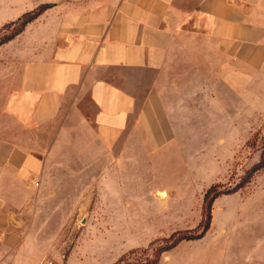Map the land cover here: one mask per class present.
I'll return each instance as SVG.
<instances>
[{
  "label": "rangeland",
  "instance_id": "374dc122",
  "mask_svg": "<svg viewBox=\"0 0 264 264\" xmlns=\"http://www.w3.org/2000/svg\"><path fill=\"white\" fill-rule=\"evenodd\" d=\"M56 1L0 0V41ZM38 16L0 44V138L16 136L44 160L25 204L2 209L12 212L3 263L264 264V165L253 171L264 164V75L246 94L209 100L211 117L197 119L183 150H151L142 134L98 127L90 116L76 128L68 100L58 118L26 125L25 52L49 37L48 17Z\"/></svg>",
  "mask_w": 264,
  "mask_h": 264
},
{
  "label": "crops",
  "instance_id": "0c3cea01",
  "mask_svg": "<svg viewBox=\"0 0 264 264\" xmlns=\"http://www.w3.org/2000/svg\"><path fill=\"white\" fill-rule=\"evenodd\" d=\"M40 13L49 37L38 34L20 77L26 125L58 118L68 100L76 128L90 116L151 150H183L209 100L246 94L264 75V0H57ZM43 168L18 137L0 138V236L12 213L2 209L22 207Z\"/></svg>",
  "mask_w": 264,
  "mask_h": 264
},
{
  "label": "trees",
  "instance_id": "16d2710c",
  "mask_svg": "<svg viewBox=\"0 0 264 264\" xmlns=\"http://www.w3.org/2000/svg\"><path fill=\"white\" fill-rule=\"evenodd\" d=\"M40 11H41V10H39V11L37 12L36 16L40 13ZM36 16L27 15L26 17H24V18L21 20V25L16 29V31H15L10 37H8L7 39H5V40H1V41H0V44H2V43H4V42H6V41L12 39L14 36H16L17 34L21 33V32L23 31V29L25 28V25H26L30 20H32L34 17H36ZM263 165H264V164H258V165H256V166L254 167L253 171H256L257 169H259V168L262 167ZM210 193H212V189H209V191H208L207 194H206V199H208V206H207V209L209 210V215L211 214V213H210V210H211L212 200H213L214 197H215V196L210 197ZM185 238H187V236H185V235H181V236H179L178 238H176V239L173 241V243H172L170 246L166 247L165 250L168 249V248H170V247H172V246H174V245H176L180 240L185 239ZM189 238H190V237H189Z\"/></svg>",
  "mask_w": 264,
  "mask_h": 264
},
{
  "label": "built area",
  "instance_id": "2783aa9c",
  "mask_svg": "<svg viewBox=\"0 0 264 264\" xmlns=\"http://www.w3.org/2000/svg\"><path fill=\"white\" fill-rule=\"evenodd\" d=\"M0 264H4L1 258H0ZM43 264H56V263L53 260H45Z\"/></svg>",
  "mask_w": 264,
  "mask_h": 264
},
{
  "label": "bare ground",
  "instance_id": "6f19581e",
  "mask_svg": "<svg viewBox=\"0 0 264 264\" xmlns=\"http://www.w3.org/2000/svg\"><path fill=\"white\" fill-rule=\"evenodd\" d=\"M159 193H161L162 195H167V192L166 191H163V192L161 191ZM162 198H164V196Z\"/></svg>",
  "mask_w": 264,
  "mask_h": 264
}]
</instances>
